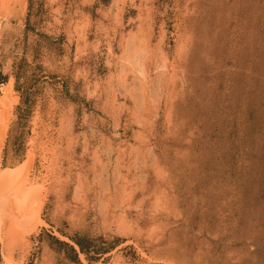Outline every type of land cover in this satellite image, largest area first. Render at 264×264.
I'll return each instance as SVG.
<instances>
[{"label":"rangeland","instance_id":"1","mask_svg":"<svg viewBox=\"0 0 264 264\" xmlns=\"http://www.w3.org/2000/svg\"><path fill=\"white\" fill-rule=\"evenodd\" d=\"M9 87L8 263L264 264V0H0Z\"/></svg>","mask_w":264,"mask_h":264},{"label":"bare ground","instance_id":"2","mask_svg":"<svg viewBox=\"0 0 264 264\" xmlns=\"http://www.w3.org/2000/svg\"><path fill=\"white\" fill-rule=\"evenodd\" d=\"M140 54H141V52H140ZM135 56H138V55H135ZM129 59H130V56H129ZM126 62H128V61L126 60ZM133 63H134V60H133ZM128 66H131V65H128ZM139 67H140V65H139ZM143 75H145V74H143ZM143 78H144V76H143ZM14 100L12 98V89L9 87L4 91V97H3L2 101L0 102V123H1L0 125H3V128H5V126H6L5 123H7V121H9V115L11 114L9 111L13 105ZM0 128H1V126H0ZM2 131H3V129H2ZM0 132H1V129H0ZM3 137H4V133H0V139H2ZM40 149H41V147H40ZM52 158H54L53 155H52ZM53 163L54 162L52 160V164ZM25 166H27V164H25ZM25 166L22 168L17 167V168L12 169V170L7 169V170H2V171L0 168V239L4 245V248L2 251V260L4 262H7V264H10V263H8L9 257H11V250H12L10 248V246L12 247V244H15L17 242L16 240H19L18 243L21 242L20 237L22 238V240L25 239V235H28L29 231H31L33 229V227L36 226L37 223H39L40 211H41V209L43 207V203H44V198L41 194L42 191L45 189L44 182L38 181L37 184H35V186L33 188L29 189L28 188V185H29L28 180L29 179L24 178V176L27 175V173H28L27 170L29 168H26ZM121 222H123V221H121ZM6 224L9 225L8 228L5 227V226H7ZM124 225H126V224H124ZM15 226H18L19 229L17 228L18 230H16L15 228H13ZM34 229H35V227H34ZM6 234H7V236H6ZM8 234H9V236L12 237V239L8 238ZM19 244H21V243H19Z\"/></svg>","mask_w":264,"mask_h":264}]
</instances>
